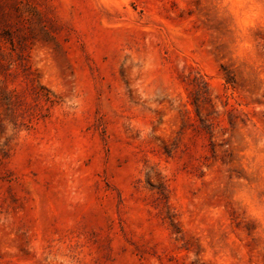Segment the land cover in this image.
Listing matches in <instances>:
<instances>
[{"label":"rangeland","instance_id":"obj_1","mask_svg":"<svg viewBox=\"0 0 264 264\" xmlns=\"http://www.w3.org/2000/svg\"><path fill=\"white\" fill-rule=\"evenodd\" d=\"M0 264H264V0H0Z\"/></svg>","mask_w":264,"mask_h":264}]
</instances>
